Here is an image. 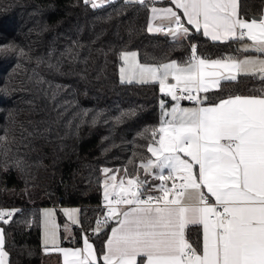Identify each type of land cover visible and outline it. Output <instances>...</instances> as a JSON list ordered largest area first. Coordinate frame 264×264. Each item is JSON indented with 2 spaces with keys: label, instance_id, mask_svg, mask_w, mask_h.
<instances>
[{
  "label": "trees",
  "instance_id": "16d2710c",
  "mask_svg": "<svg viewBox=\"0 0 264 264\" xmlns=\"http://www.w3.org/2000/svg\"><path fill=\"white\" fill-rule=\"evenodd\" d=\"M151 4L112 0L92 8L83 0H0V137H6L0 140V203L21 210L8 224L0 221L9 264H63L61 253L45 252L42 244L43 206L57 205L60 222L61 206L80 210V222L61 245H80L87 235L98 256L104 249L113 221L93 231L103 212L102 167L142 176L160 101H170L158 82H121L123 51L136 50L142 63L153 64L184 63L193 43L206 58L250 52L239 40L213 41L194 29L179 42L149 32ZM263 9L264 0H239L241 18L263 15ZM222 88L207 93L208 102L259 95L264 80L238 75ZM188 239L202 244L201 228H190Z\"/></svg>",
  "mask_w": 264,
  "mask_h": 264
},
{
  "label": "snow or ice",
  "instance_id": "6c2138e0",
  "mask_svg": "<svg viewBox=\"0 0 264 264\" xmlns=\"http://www.w3.org/2000/svg\"><path fill=\"white\" fill-rule=\"evenodd\" d=\"M111 2L83 0L92 8ZM126 2L145 5L156 0ZM169 3L175 8H151L149 32L166 28L179 42L192 26L213 41L246 38L251 43L243 49L261 55L206 59L197 55V45L192 44L183 65L173 60L155 66L139 63L134 51L121 53V82H158L160 92L174 101L170 110L160 101V124L151 129L147 147L151 158L140 164L145 177L157 170L160 184L147 187L146 178L130 175L127 169L123 177L106 176L107 211L93 231L100 233L109 221L116 225L99 256L87 235L82 237V247H60L55 210L43 209L45 252L61 253L63 264H264V89L259 95H228L211 103L206 95L223 91L222 83L237 81L238 74L264 80V15L241 18L239 0ZM157 19L165 23L154 27L151 21ZM4 51L0 48V53ZM170 77L174 82H169ZM181 100L195 106L183 107ZM151 191L160 194H148ZM20 211L0 209V221L8 224ZM62 211L73 224L80 222L79 209ZM192 227L202 229L199 246L188 239ZM64 228L67 231L68 225ZM5 242L0 227V264L8 255Z\"/></svg>",
  "mask_w": 264,
  "mask_h": 264
},
{
  "label": "crops",
  "instance_id": "0c3cea01",
  "mask_svg": "<svg viewBox=\"0 0 264 264\" xmlns=\"http://www.w3.org/2000/svg\"><path fill=\"white\" fill-rule=\"evenodd\" d=\"M160 1H162V0H156V2L153 4H151V6H150V10H149V18H148V24H147V28H148V25H149V22H150V20H151V17H152V13H151V8L153 7V6H155V7H158V8H163V7H173V8H175V6L174 5H172V4H170L169 3V0H167V2H160ZM166 1V0H165ZM96 2H100V0H96ZM178 11H180V10H178ZM263 13H264V9H263ZM264 15V14H263ZM260 16H262V15H260ZM253 17H251V18H244V19H248V20H251ZM182 19L186 22V18H183L182 17ZM152 22V24H153V26L154 27H159V26H161V24L162 23H165L164 21H162V19H157V20H155V21H151ZM188 26V25H187ZM189 28H190V31L192 30V29H194L192 26H188ZM195 30V29H194ZM153 32H156V31H153ZM202 32V31H201ZM157 33H163V32H157ZM245 43H251L250 41H248L246 38H245V40L244 41H241L240 42V48H242L243 49V45L245 44ZM244 50V49H243ZM125 51H127V52H136L137 53V51L136 50H125ZM125 51H123V52H125ZM247 51H250L249 53H246V54H243V55H240V56H238V57H233V58H236V59H244L245 57H247V56H260L261 54L260 53H257L254 49H248ZM138 54V53H137ZM201 57V56H200ZM203 58H206V57H203ZM222 58H225V57H222ZM222 58H206V59H222ZM262 58H264V57H262ZM137 59H138V61H139V63H141V64H149V65H155V66H159V65H161V64H166V63H169V62H171V61H173V60H168V61H165V62H162V63H160V64H153V63H142L140 60H139V58H138V55H137ZM175 61V60H174ZM179 64H181V65H183L184 63H180V62H178ZM123 66V61H122V64L120 65V68ZM120 68H119V70H120ZM239 75V74H238ZM119 76H120V71H119ZM169 80H171V78H169ZM202 95H205L204 93H202ZM235 95H237V94H235ZM239 95H246V94H239ZM225 98V97H224ZM169 99H170V101H169V103L168 104H166L165 105V107H166V110H170L171 109V107H172V104L174 103V101H172L171 100V97L169 96ZM209 103H211V102H209ZM180 104H181V106H183V107H193V106H195L194 105V103H189V102H186L185 100H181L180 101ZM152 142V141H151ZM150 142V143H151ZM150 158H151V156H150ZM156 172H157V170H153V173L152 174H149V175H147V177H145V175H144V173H143V170H142V176H144L147 180H151L152 181V183L150 184V186L149 187H156V186H158L159 184H160V181L158 180V179H156L155 178V175H156ZM166 174V173H165ZM168 183H170V181L168 182ZM151 192H155V193H159L158 191H151ZM103 194H104V192H103ZM51 207H54L55 208V206H53V205H50ZM44 207V206H43ZM61 207H67V206H61ZM60 207V208H61ZM42 208V207H41ZM116 225V222L115 221H113L112 223H111V225H110V229H109V232H108V235L110 234V232H111V228L112 227H114ZM0 227H2L1 225H0ZM202 230V229H201ZM71 234H72V231H71V233L68 235V237L67 238H69L70 236H71ZM108 235H107V237H108ZM107 237H106V240H107ZM105 240V241H106ZM41 241H42V244L44 245V234H42V227H41ZM89 242L90 243H92L93 244V242L89 239ZM45 246V245H44ZM59 246L60 247H64V248H76V247H82L83 246V241H82V243L80 244V245H61V241H59ZM93 246H94V244H93ZM49 247H51V245H49ZM94 248H95V246H94ZM104 248H105V243H104ZM5 250V249H4ZM6 251V250H5ZM62 255V254H61ZM5 259V264H9L8 263V255L4 258ZM62 262H63V256H62Z\"/></svg>",
  "mask_w": 264,
  "mask_h": 264
},
{
  "label": "rangeland",
  "instance_id": "374dc122",
  "mask_svg": "<svg viewBox=\"0 0 264 264\" xmlns=\"http://www.w3.org/2000/svg\"><path fill=\"white\" fill-rule=\"evenodd\" d=\"M99 3V2H97ZM171 78V77H170ZM170 83L174 82L172 80H169ZM104 169H110L108 166H103L102 167V175H103V192H104V181L106 179V176L107 175H116L118 178L119 177H123L124 176V173L122 171H117L118 169H116L115 171H111L110 173L108 174H105L104 173ZM104 196V194H103ZM65 208H68V209H79L78 206L76 205H70V206H67V207H61L60 208V212L61 214L63 215V221L60 222L59 219H58V214H57V210H56V207H51V206H44L41 208V227H42V234H44V217H43V213H42V210L43 209H54L55 210V219H56V223L59 225V230H58V239L59 241H61V237H64V238H67L68 235L71 233L72 231V226L74 225L71 221L68 220V218L65 216V214L63 213V209ZM79 215V214H78ZM68 225V230L65 231V228L64 226L65 225Z\"/></svg>",
  "mask_w": 264,
  "mask_h": 264
},
{
  "label": "built area",
  "instance_id": "2783aa9c",
  "mask_svg": "<svg viewBox=\"0 0 264 264\" xmlns=\"http://www.w3.org/2000/svg\"><path fill=\"white\" fill-rule=\"evenodd\" d=\"M185 25L187 26L186 22H185ZM163 33H167V29L166 28H165V31H163ZM193 44H195V43H193ZM190 54H191V52H190ZM201 96H203L202 93H201ZM185 101L186 102H189V103H194V102L188 101V100H185ZM170 184H171V181H170L169 185ZM148 194H151V195H159L160 193L149 192ZM99 205H101V207L103 208V212L98 215V217L96 219V222H97L98 219L101 220V221H103L104 215H105V213L107 211L106 201L104 200V196L101 197ZM54 206H57V205H54ZM0 209H8V210H11V209H15V207L14 206H11V205H4V204L0 203Z\"/></svg>",
  "mask_w": 264,
  "mask_h": 264
},
{
  "label": "water",
  "instance_id": "95a60500",
  "mask_svg": "<svg viewBox=\"0 0 264 264\" xmlns=\"http://www.w3.org/2000/svg\"><path fill=\"white\" fill-rule=\"evenodd\" d=\"M252 17H253V18H259V17H261V16H260L259 14H253ZM140 177H141V179H144L143 176H140Z\"/></svg>",
  "mask_w": 264,
  "mask_h": 264
}]
</instances>
